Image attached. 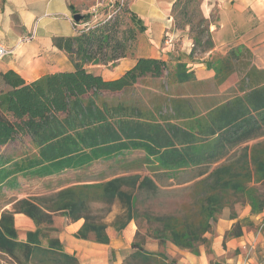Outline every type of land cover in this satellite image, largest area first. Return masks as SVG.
Here are the masks:
<instances>
[{
    "label": "trees",
    "instance_id": "1",
    "mask_svg": "<svg viewBox=\"0 0 264 264\" xmlns=\"http://www.w3.org/2000/svg\"><path fill=\"white\" fill-rule=\"evenodd\" d=\"M193 1L173 0L171 8L175 28L189 27L191 57L197 49L206 53L213 47L210 20L201 14L200 3L197 10L189 11ZM117 6L114 14L94 25L86 22L90 14H82L78 22L74 21L75 35L53 39V45L69 56L72 70L48 73L29 82L13 71L0 74V146L27 135L37 151L1 161L0 184L17 172L36 177L56 175L126 150L142 149L147 160L157 161L172 175L178 174L179 183L195 180L198 192L186 211L149 221L156 223L154 237L161 244L168 240L197 253L198 245L209 244L205 233L233 196H242L252 214L264 210V192L253 186L264 181V69L249 67V62L241 60L248 51L233 48L218 64L216 76L224 79L239 64L246 69L239 84L242 94L204 115L179 109V114L166 118L165 124L134 120L130 108L112 103L108 94L127 89L143 75L160 76L164 71L170 74V70L166 62L146 57L138 58L115 79H104L89 70V65L113 66L132 54L137 34L146 29L126 2ZM69 7L78 13L72 4ZM184 68L185 64H176L174 75L179 81L192 78V72ZM177 118L181 122H171ZM258 138L263 139L248 144ZM157 190L151 177L132 174L68 186L36 200L21 198L13 203L12 210L0 213V264H85L50 235L56 231L51 226L53 216L60 213L70 222L82 220L74 237L87 239L92 235L96 242L107 244L106 225L91 214L90 203H121L127 218L116 227L122 230L132 219L130 212L138 197L152 198ZM15 213H23L35 225L24 239L18 238ZM234 227L227 236L240 234L239 226ZM138 237L137 232L130 242L131 251L120 264H174L164 253L146 250L144 239L137 241Z\"/></svg>",
    "mask_w": 264,
    "mask_h": 264
},
{
    "label": "crops",
    "instance_id": "2",
    "mask_svg": "<svg viewBox=\"0 0 264 264\" xmlns=\"http://www.w3.org/2000/svg\"><path fill=\"white\" fill-rule=\"evenodd\" d=\"M173 0H135L131 9L140 16L145 31L137 38L133 53L121 58L115 65H89V70L104 79H115L132 68L140 57L160 59L169 67L160 76L143 75L129 86H142L149 91H159L166 86L167 97L177 106L196 116L204 115L215 107L225 103L236 95L242 94L239 84L246 72L236 64L227 76L218 80L216 71L222 58L236 47L248 51V56L241 60L249 62V67L264 69V0H213L202 6L203 15L211 19L209 31L213 47L201 55L190 56L193 46L188 29H177L171 15ZM71 0H0V38L11 53L0 60V74L13 71L26 82L45 74L73 69L69 56L53 45L55 37H68L76 34ZM79 24L78 26H80ZM166 37V38H163ZM237 63V60L231 59ZM183 63L192 78L185 81L176 79V64ZM174 64V66H172ZM183 70V69H182ZM243 85V84H242ZM179 114V113H177ZM181 117V116H180ZM181 122V118H177ZM173 122V121H172ZM27 217V216H26ZM22 218L25 233L35 228L30 218ZM67 222L54 235L63 244L64 250L74 254L85 264H120L126 257L121 253L127 244L112 241L98 243L74 237L82 220ZM243 221V222H241ZM239 226V235L227 236L235 223ZM258 225L249 227L247 224ZM133 234L132 225L122 230V237L128 239ZM210 240L209 251L202 246L197 253L166 243L161 252L174 264H264V210L252 214L247 210L229 217L223 210L211 230L205 233ZM144 248L150 252H159L157 244ZM113 251V261H109ZM212 261V262H211Z\"/></svg>",
    "mask_w": 264,
    "mask_h": 264
},
{
    "label": "rangeland",
    "instance_id": "3",
    "mask_svg": "<svg viewBox=\"0 0 264 264\" xmlns=\"http://www.w3.org/2000/svg\"><path fill=\"white\" fill-rule=\"evenodd\" d=\"M199 1V2H198ZM213 0H195L189 4V11L193 9L197 10L198 3L201 14L203 15L202 6L206 3H212ZM117 2V3H116ZM118 2H126V4L133 8L135 0H71V4L75 7L79 14H90V17L86 21L89 25H94L101 20H104L111 14H114L118 9ZM183 2V0H182ZM204 16V15H203ZM214 13L211 14L210 21H213ZM196 21V18H193ZM83 26V25H80ZM189 29L188 26L184 30ZM191 37V34L188 32ZM141 33H138L136 40L134 41V48L137 45V38ZM166 38V37H163ZM199 49L196 50L195 55H201ZM174 66V64H172ZM169 68V67H168ZM166 71H164L165 74ZM168 80L171 79V74L164 75ZM159 87V91H149L142 86L130 87L125 90L109 93L107 98L112 103L125 104L130 108L129 114L135 120L159 122L165 124L166 118H172L178 111H175V104L167 97L166 86H153ZM178 110L185 109L184 104L177 106ZM180 122L176 119H171V122ZM258 138L248 142L249 145L252 143L262 140ZM36 148L33 146L30 138L27 135L18 136L15 140L0 146V162L3 160H16L20 157L32 155L36 153ZM139 174L141 176L151 177L157 185V192L152 198H144L139 196L134 210H132V219L122 229L125 231L126 227L132 225L133 234L128 239L122 237V230H117V225L126 221L127 215L125 210L122 208L121 203L117 200L111 204H104L101 202H91V214L99 217L100 220L106 225V233L111 236L112 241H118L121 244L129 243L127 248H122L121 253L128 254L130 249V242L133 241L135 233H139L137 241L144 239L145 243L149 247H153L154 244L158 245L159 252H161V246L166 243H171L168 240L163 244L160 243L158 238L154 237L156 223L150 222L149 219L156 216H163L168 214H179L187 210V208L195 201L194 194L198 192L194 181L179 183L178 174H171L170 171L166 172L162 170L161 164L157 161H149L145 157V152L142 149H131L126 150L120 155H115L109 159L98 160L92 164L76 170H66L56 175H50L45 177L32 176L29 173L17 172L9 176V179L1 182L0 184V213L4 210H12V205L15 201L25 198L30 200H36L43 196H49L59 189L76 185L84 184L95 181H105L116 176ZM253 186L256 187L260 192H264V181L255 182ZM248 204L245 199L240 196H233L231 203L224 206L221 212L217 215V219L221 217L223 210L228 212L229 217L237 215L247 210ZM251 213V212H250ZM26 216L23 213L14 214V224L17 229L18 238L24 237L25 223L22 218ZM27 218V217H26ZM67 218L57 213L53 216V223L51 226L56 228V231L50 232L51 236L57 235L61 228L67 222ZM213 225H215V223ZM243 222V221H241ZM240 226L241 223H235ZM212 225V226H213ZM235 225L231 230L235 229ZM249 227H258L259 224H247ZM93 236L90 235L88 240H93ZM139 240V241H140ZM209 240V239H208ZM210 245L200 244L206 249L207 254ZM185 249V248H183ZM112 251V250H111ZM189 252H191L188 249ZM198 252V251H197ZM194 253L195 252H191ZM0 260L1 257H0ZM109 261H113L111 255Z\"/></svg>",
    "mask_w": 264,
    "mask_h": 264
},
{
    "label": "built area",
    "instance_id": "4",
    "mask_svg": "<svg viewBox=\"0 0 264 264\" xmlns=\"http://www.w3.org/2000/svg\"><path fill=\"white\" fill-rule=\"evenodd\" d=\"M11 50L8 49L2 42L0 38V60L5 57L6 55L10 54Z\"/></svg>",
    "mask_w": 264,
    "mask_h": 264
},
{
    "label": "water",
    "instance_id": "5",
    "mask_svg": "<svg viewBox=\"0 0 264 264\" xmlns=\"http://www.w3.org/2000/svg\"><path fill=\"white\" fill-rule=\"evenodd\" d=\"M81 14H79V13H74L73 14V20L75 21V22H78L80 19H81Z\"/></svg>",
    "mask_w": 264,
    "mask_h": 264
}]
</instances>
